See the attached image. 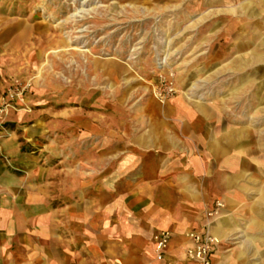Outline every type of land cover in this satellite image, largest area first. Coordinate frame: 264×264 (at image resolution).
<instances>
[{"label":"rangeland","instance_id":"obj_1","mask_svg":"<svg viewBox=\"0 0 264 264\" xmlns=\"http://www.w3.org/2000/svg\"><path fill=\"white\" fill-rule=\"evenodd\" d=\"M107 68L122 103L113 113L87 94ZM151 102L170 117H186L187 103L203 150L218 141L223 155L199 150L189 164L178 150L138 147ZM187 169L200 184L198 220L230 219L225 251L249 240L242 264H264V0H0V245L10 262L119 245L121 217L142 226L180 206ZM160 232L170 243L155 230L153 248Z\"/></svg>","mask_w":264,"mask_h":264},{"label":"crops","instance_id":"obj_2","mask_svg":"<svg viewBox=\"0 0 264 264\" xmlns=\"http://www.w3.org/2000/svg\"><path fill=\"white\" fill-rule=\"evenodd\" d=\"M241 6L243 9H249L251 7L249 1H245L241 4ZM103 73L108 77V80H101L103 86L100 90L89 89L90 91L87 94L93 96L96 93L99 98L98 101H100V105L102 107L101 109L103 111L107 109L109 113H113L115 109L114 107L111 109V104L121 107L122 103L115 101L112 103V70L107 68L103 70ZM89 81L91 80L89 79ZM100 98H103V100H100ZM180 107L184 110L183 112L186 113V117H183L180 114L170 117L168 116L169 109L167 107L164 106L159 108L155 106L153 102L149 103V108H151L149 109L150 111L145 110L144 112H150L152 116L148 122L146 121L145 127L134 134V141L137 146L142 148L152 147L156 149L161 147L164 150H168V152L169 150L170 152L172 150H178L181 153H184L187 158V163L189 164H193L192 161L194 162L195 160V158H193V154L199 156L197 155L199 150H202L205 156L208 155L209 150L210 152L213 151V156H222L223 150H225L226 146L218 141L211 142L209 150H203L202 146L204 145L203 141L205 139L201 133L196 132L189 126V121L192 119L187 117V103L180 102ZM138 113L135 112V114ZM106 114L103 118L104 120H108L110 118V115ZM165 115L168 116L167 120L163 121L157 118V116L165 117ZM118 120L122 121L121 118ZM159 124H161L162 127H159ZM237 135L240 137L239 133ZM183 138L187 139V143H191V149L179 143V140ZM241 147L242 146L240 144L236 145L235 151L237 154L241 152ZM209 166L207 167L209 170H211L214 166L210 160ZM228 166L230 169H240L243 167V163L241 161L235 162L231 160L228 163ZM201 167L197 169H204ZM188 173H190L189 169H187V176L178 178L181 188L183 189L184 199L180 202V206L176 208L174 212L168 214L167 216L146 215L145 221H147V223L142 226L136 225L132 222L133 218L123 214L125 217H121V219L127 220L129 223L125 228L124 235H122V243L119 245L104 246L102 248H97L95 246L90 247L86 256L77 255L79 252L82 253L81 250H79V252L76 250L70 251L72 253L70 261H65V255L63 253L64 250L62 247L61 256L58 257L56 264H165V260H158L155 258V251L152 242L147 239L152 236L155 230L159 229H167L172 235L166 251L165 259L176 261L178 264H191L185 258V250L191 244L190 240L186 237V234L188 230H201L203 228H206L207 231L219 241L215 245L211 254L212 264H242L246 252L251 249L252 245L248 246L247 241L249 240H247L244 241L241 247L235 251L231 253H227L225 251V246L222 241L229 233L231 226L230 219L222 217L214 219L208 223L198 220L199 205L202 199L199 191L200 184L198 180ZM199 173H201V171H199ZM216 178L220 182L223 189L228 185L227 179L223 176L221 171L218 175H216ZM224 202L225 204L231 205L233 203V198L231 196H225ZM118 216H121V213L118 214ZM246 248L248 249L246 250ZM242 249L246 251H244L241 255L240 261L236 262V252ZM10 253L11 249L8 245H0V264H13V261L10 262L9 260L11 259Z\"/></svg>","mask_w":264,"mask_h":264},{"label":"built area","instance_id":"obj_3","mask_svg":"<svg viewBox=\"0 0 264 264\" xmlns=\"http://www.w3.org/2000/svg\"><path fill=\"white\" fill-rule=\"evenodd\" d=\"M186 237L191 244L185 250V258L191 264H212L211 254L217 240L206 228L201 230L189 231ZM155 258L165 260V264H178L176 261L166 260L165 255L169 245V235L166 232H160L155 237Z\"/></svg>","mask_w":264,"mask_h":264},{"label":"bare ground","instance_id":"obj_4","mask_svg":"<svg viewBox=\"0 0 264 264\" xmlns=\"http://www.w3.org/2000/svg\"><path fill=\"white\" fill-rule=\"evenodd\" d=\"M241 148H242V147H241ZM241 148H240V149H241ZM216 240H217V238H216ZM217 241H218V240H217Z\"/></svg>","mask_w":264,"mask_h":264}]
</instances>
